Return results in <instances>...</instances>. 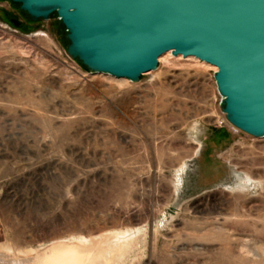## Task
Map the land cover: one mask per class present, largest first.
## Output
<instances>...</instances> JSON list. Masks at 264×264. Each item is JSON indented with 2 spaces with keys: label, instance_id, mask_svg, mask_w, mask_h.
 <instances>
[{
  "label": "rangeland",
  "instance_id": "rangeland-1",
  "mask_svg": "<svg viewBox=\"0 0 264 264\" xmlns=\"http://www.w3.org/2000/svg\"><path fill=\"white\" fill-rule=\"evenodd\" d=\"M66 47L54 14L0 0V251L121 239L113 264H264V138L225 120L216 69L165 54L133 84Z\"/></svg>",
  "mask_w": 264,
  "mask_h": 264
},
{
  "label": "water",
  "instance_id": "water-1",
  "mask_svg": "<svg viewBox=\"0 0 264 264\" xmlns=\"http://www.w3.org/2000/svg\"><path fill=\"white\" fill-rule=\"evenodd\" d=\"M5 1L32 22L54 14L65 55L91 74L136 84L167 53L215 67L225 120L264 138V0Z\"/></svg>",
  "mask_w": 264,
  "mask_h": 264
},
{
  "label": "bare ground",
  "instance_id": "bare-ground-1",
  "mask_svg": "<svg viewBox=\"0 0 264 264\" xmlns=\"http://www.w3.org/2000/svg\"><path fill=\"white\" fill-rule=\"evenodd\" d=\"M167 55L170 56L171 54L167 53ZM211 67L212 69H216L213 66ZM106 241H110V240L107 239ZM91 243L92 241L87 242L82 240L77 242H69V243L68 242L67 243L63 242L59 244L55 243L56 245L54 246L51 245L47 249V251L36 253L34 257H30L31 256L30 253H26L24 255L12 256L10 253L7 252L2 253L3 251L2 252L0 251V264H32V263L58 264L57 263L58 261H56L57 254H60L62 257H64L63 262L65 263L63 264H113L112 259L114 255L116 259L117 258L120 259L123 256L124 250L128 247V244L125 242V240L118 239V241L114 243L116 248L115 249L116 254L112 255V253L109 252V250L112 248L109 247H106L105 249L103 247L100 248V245L103 242H99L97 244L98 249H95L96 245L93 248L92 247L89 248L88 244ZM65 257H68L69 261H66L68 260V258Z\"/></svg>",
  "mask_w": 264,
  "mask_h": 264
}]
</instances>
